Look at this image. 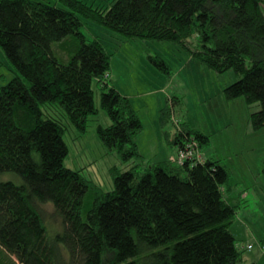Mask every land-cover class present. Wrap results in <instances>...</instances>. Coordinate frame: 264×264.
<instances>
[{
    "label": "trees",
    "instance_id": "trees-1",
    "mask_svg": "<svg viewBox=\"0 0 264 264\" xmlns=\"http://www.w3.org/2000/svg\"><path fill=\"white\" fill-rule=\"evenodd\" d=\"M82 19L130 38L178 44L208 69L232 71L239 77L224 88L225 98L258 103L249 122L264 129V0H113L106 7L0 0V47L17 72L0 87V173L21 179L0 181V264H16L7 255L19 264H242L229 230L240 199L225 200L229 173L220 159L200 153L202 162H149L141 173L137 163L114 167L108 191L64 166L67 124L82 134L96 113L93 81L110 120L96 127L98 139L122 162L143 161L135 142L141 121L109 85L110 54L97 38L85 40ZM67 37L75 45L62 63ZM174 103L159 109L162 129L176 125L172 139L162 132L167 143L178 151L194 139L200 151L208 136L176 124ZM44 203L60 219L52 236Z\"/></svg>",
    "mask_w": 264,
    "mask_h": 264
},
{
    "label": "rangeland",
    "instance_id": "rangeland-1",
    "mask_svg": "<svg viewBox=\"0 0 264 264\" xmlns=\"http://www.w3.org/2000/svg\"><path fill=\"white\" fill-rule=\"evenodd\" d=\"M37 1L53 3L54 0ZM80 1L93 7H106L113 0ZM82 21L80 32L85 40L97 38L110 54L109 85L129 99L141 121L142 129L136 135L135 142L143 161L122 162L98 139L96 127H106L110 120L100 108V84L93 81L91 88L96 113L87 117L86 130L82 134L67 124L63 139L68 154L63 161L64 166L78 170L103 191H108L112 189V168L124 171L137 163L141 166H137L141 173L146 163L168 160L173 147L167 143L162 132L167 133L170 140L175 135L176 125L169 121L162 129L159 109L170 105V99L174 98L173 121L177 119L189 129L207 135L208 143L201 149L205 153L213 152L227 167L231 190L227 198L236 190L248 192L247 199L238 202L229 230L236 243L252 246L250 250L239 248L242 264H264V251H260L257 245V239H264V177L261 172L264 129L254 131L249 122V115L258 110L259 104L246 105L242 98L228 100L223 93L224 88L239 76L232 71L216 73L208 69L178 44L130 38L87 19ZM74 45V37L62 45L65 58L58 55L60 62L67 61ZM159 61L164 63L166 69L157 65ZM16 75L0 47V87ZM0 181L21 183L20 177L13 172L0 173ZM89 203L87 195L83 207H88ZM40 209L48 234L52 236L60 231V219L54 216L53 206L44 203ZM7 258L19 264L14 257L7 255Z\"/></svg>",
    "mask_w": 264,
    "mask_h": 264
},
{
    "label": "built area",
    "instance_id": "built-area-1",
    "mask_svg": "<svg viewBox=\"0 0 264 264\" xmlns=\"http://www.w3.org/2000/svg\"><path fill=\"white\" fill-rule=\"evenodd\" d=\"M175 122H176V120H175ZM202 159H203V157L200 154L197 142L194 141V139H189L188 141L185 142L183 149H180L177 151L174 162L177 165H181L185 161L202 162ZM251 247H252L251 244H248L245 246H241V249L250 250ZM258 247L260 250L264 251V245L263 244H258Z\"/></svg>",
    "mask_w": 264,
    "mask_h": 264
},
{
    "label": "crops",
    "instance_id": "crops-1",
    "mask_svg": "<svg viewBox=\"0 0 264 264\" xmlns=\"http://www.w3.org/2000/svg\"><path fill=\"white\" fill-rule=\"evenodd\" d=\"M173 150H171L172 151V155H170V158L169 159H172V160H174L175 159V156H176V152H177V149L175 148V147H173L172 148ZM200 153L204 156V158L206 159V158H208V157H215L214 156V153L213 152H207V153H205L204 152V150H201L200 149ZM215 158H217V157H215ZM168 159V160H169ZM218 159V158H217ZM158 161H160V160H158ZM157 161V162H158ZM231 193V192H230ZM230 193H227L226 195H225V200L228 202V203H230V204H234L235 202H236V200H237V198H238V196H239V199L240 200H245V199H247V196H248V192H246V191H235V193L228 199L227 198V196L230 194ZM232 201H233V203H232ZM257 245L259 244V243H264V239H257ZM245 245H248V244H242V243H236L235 242V246L239 249V248H241V246H245ZM259 248V247H258ZM245 250V249H244ZM261 251V250H260Z\"/></svg>",
    "mask_w": 264,
    "mask_h": 264
}]
</instances>
